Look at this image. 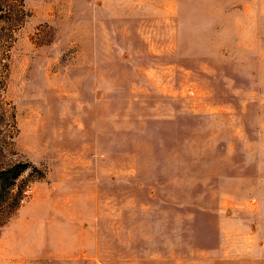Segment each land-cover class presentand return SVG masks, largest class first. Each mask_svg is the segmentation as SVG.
I'll use <instances>...</instances> for the list:
<instances>
[{
	"label": "rangeland",
	"instance_id": "rangeland-1",
	"mask_svg": "<svg viewBox=\"0 0 264 264\" xmlns=\"http://www.w3.org/2000/svg\"><path fill=\"white\" fill-rule=\"evenodd\" d=\"M0 264H264V0H0Z\"/></svg>",
	"mask_w": 264,
	"mask_h": 264
},
{
	"label": "trees",
	"instance_id": "trees-1",
	"mask_svg": "<svg viewBox=\"0 0 264 264\" xmlns=\"http://www.w3.org/2000/svg\"><path fill=\"white\" fill-rule=\"evenodd\" d=\"M24 171L23 165H15L0 170V227H2L20 207L22 190L13 193Z\"/></svg>",
	"mask_w": 264,
	"mask_h": 264
}]
</instances>
